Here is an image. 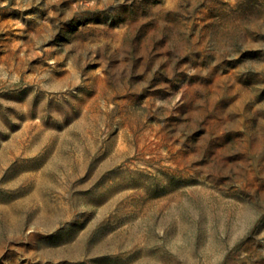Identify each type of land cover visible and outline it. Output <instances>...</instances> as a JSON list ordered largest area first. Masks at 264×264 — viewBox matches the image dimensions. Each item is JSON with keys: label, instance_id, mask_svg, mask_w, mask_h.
<instances>
[{"label": "rangeland", "instance_id": "1", "mask_svg": "<svg viewBox=\"0 0 264 264\" xmlns=\"http://www.w3.org/2000/svg\"><path fill=\"white\" fill-rule=\"evenodd\" d=\"M0 264H264V0H0Z\"/></svg>", "mask_w": 264, "mask_h": 264}]
</instances>
